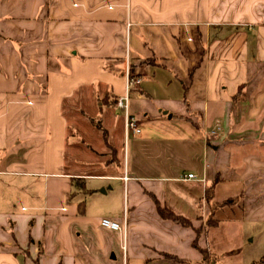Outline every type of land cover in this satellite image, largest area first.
<instances>
[{"label": "crops", "instance_id": "0c3cea01", "mask_svg": "<svg viewBox=\"0 0 264 264\" xmlns=\"http://www.w3.org/2000/svg\"><path fill=\"white\" fill-rule=\"evenodd\" d=\"M263 228L264 0H0V264H240Z\"/></svg>", "mask_w": 264, "mask_h": 264}, {"label": "built area", "instance_id": "2783aa9c", "mask_svg": "<svg viewBox=\"0 0 264 264\" xmlns=\"http://www.w3.org/2000/svg\"><path fill=\"white\" fill-rule=\"evenodd\" d=\"M128 26L130 23L127 24ZM128 38V36H127ZM129 51L128 47L126 46V52H125V70H124V76H125V90L124 94L121 96H118L115 101V106L117 109L121 110L124 114V125L126 131H131L133 134L137 135L140 133V128L138 121L129 114V92L130 88L133 84H138L140 82V78L138 77H132L131 76V70L130 65L128 63L129 61ZM214 133V131H212ZM195 178V176L191 173L187 174L182 178L183 180H190ZM123 180L126 181L127 177L124 176ZM100 226L106 230L114 231V232H120L123 236V243L121 245L122 251L125 253V237H126V214L123 215V221H117L112 218L103 217L100 219Z\"/></svg>", "mask_w": 264, "mask_h": 264}, {"label": "rangeland", "instance_id": "374dc122", "mask_svg": "<svg viewBox=\"0 0 264 264\" xmlns=\"http://www.w3.org/2000/svg\"><path fill=\"white\" fill-rule=\"evenodd\" d=\"M97 124L101 126L99 122ZM220 215H222V213ZM223 215H225V213H223ZM244 226L248 228L247 224L245 225V223L243 227ZM252 236H254V233L252 234ZM260 236L262 240L259 242L258 241L259 238H257L258 237L257 236L256 241L253 244H248L244 240L243 241H239L235 239L227 240L226 243L223 244L222 246L218 245L217 247H215V250L217 252H220V251H226V250L236 249V248L241 247L242 251L240 255L238 257L236 256V257L231 258L233 262L237 263V261H239L240 264H249L252 261L257 262L260 260H264V231H263V234H261ZM247 241L249 240L247 239Z\"/></svg>", "mask_w": 264, "mask_h": 264}, {"label": "trees", "instance_id": "16d2710c", "mask_svg": "<svg viewBox=\"0 0 264 264\" xmlns=\"http://www.w3.org/2000/svg\"><path fill=\"white\" fill-rule=\"evenodd\" d=\"M207 191H208V189H207ZM158 212H159L160 216L164 219H172V220L176 221L177 223L184 225V226H188L190 224L188 219L173 214L171 211H169L165 207H159ZM197 230H198L197 231V236H198V234L200 233V229H197ZM193 246L196 247L202 255V259L199 261V264H215V262L218 258L225 256V255H230L233 253V251L227 252L224 254L208 253L205 248H201L197 244V238H195V240L193 241ZM174 259H176V258H174ZM178 260H180V259H178Z\"/></svg>", "mask_w": 264, "mask_h": 264}]
</instances>
